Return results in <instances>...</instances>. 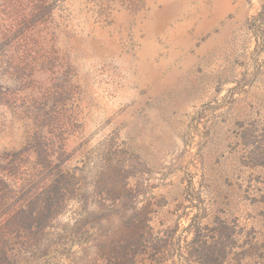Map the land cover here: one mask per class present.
Listing matches in <instances>:
<instances>
[{"label": "rangeland", "instance_id": "374dc122", "mask_svg": "<svg viewBox=\"0 0 264 264\" xmlns=\"http://www.w3.org/2000/svg\"><path fill=\"white\" fill-rule=\"evenodd\" d=\"M0 264H264V0H0Z\"/></svg>", "mask_w": 264, "mask_h": 264}]
</instances>
